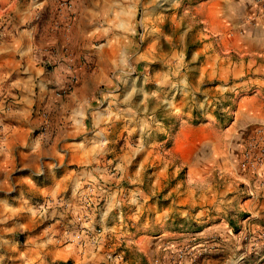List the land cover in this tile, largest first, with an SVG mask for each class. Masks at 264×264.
<instances>
[{"label": "crops", "instance_id": "obj_1", "mask_svg": "<svg viewBox=\"0 0 264 264\" xmlns=\"http://www.w3.org/2000/svg\"><path fill=\"white\" fill-rule=\"evenodd\" d=\"M244 3L252 0H211L203 16L209 40L197 50L203 56L197 79L223 84L236 96L233 116L221 123L194 121L183 105L172 107L168 81L159 91L111 87L115 77L106 65L137 46L138 0H0V63L16 65L10 69L17 72L0 138V192H18L19 206L33 197L51 201L46 253L81 251L62 241L89 185L98 207L83 227L124 234L129 222L121 217L150 215L167 229L211 209L221 223L211 229L239 223L237 235L226 227L229 240L262 233L258 252L241 264H264V161L240 168L234 153L247 122L264 118V16L256 24L235 23L237 10L249 13ZM152 12L145 9L146 19ZM71 64L82 65L72 68L74 82ZM158 101L168 102L165 109ZM1 199L10 205L12 197ZM21 226L29 229L26 220ZM172 236L167 230L129 238L148 259L153 243L168 246ZM224 250L222 258L201 264H234L232 246Z\"/></svg>", "mask_w": 264, "mask_h": 264}, {"label": "rangeland", "instance_id": "obj_2", "mask_svg": "<svg viewBox=\"0 0 264 264\" xmlns=\"http://www.w3.org/2000/svg\"><path fill=\"white\" fill-rule=\"evenodd\" d=\"M210 1L138 0L137 26L133 33L137 46L130 49L122 61L118 60L106 65L107 71L115 77L111 87L159 91L166 88L164 82L168 81L165 93L170 100L169 104L172 107L183 105L181 107L187 118L192 117V120L200 122L217 120L226 123L234 114L233 105L236 96L224 90L223 84L199 80L196 75L197 65L203 58L197 50L205 40H209V35L205 31L206 20L203 16ZM257 6L258 0H252V4L247 3L246 6L244 3V7H249V13L246 14L245 9L237 10L234 13L235 23H259L258 17L263 19L264 15H259ZM147 8L153 11L148 19L145 16ZM145 22L149 26H145ZM43 65L48 69L53 66ZM12 66L16 65L0 63V138L6 132L3 125L8 119L13 101L11 93L17 90V87L11 84L17 75L16 70L11 71ZM22 66L19 65V68L21 69ZM67 66L72 72L70 80L76 81L78 77L72 68L82 65ZM86 66L93 68L97 65L86 64ZM200 88L209 90L204 92L199 90ZM156 104L161 111L168 102L158 101ZM243 135L241 145L239 148L236 146L234 153L240 158L238 160L240 168L248 169L249 167L241 166V160L246 152L257 156V164L264 161V118L248 121ZM208 182H212V179L209 178ZM87 187L88 185L84 187L86 192L81 193L82 212L73 217L74 227L72 228V224L68 227L69 230H65V241H62L64 245L65 242L73 243L72 245L81 251H70L72 253L65 255H50L45 250L49 245L45 244L44 240L52 236L48 224L49 218L45 211L51 201L43 203L44 201L33 197L26 206H19L15 198L18 192L12 191L7 194L12 197L11 203L6 205L1 198L7 195L0 192V264H201L203 260L225 256L226 243L234 250L231 251L234 264H241L246 254L253 256L258 252L254 250L258 249L257 244L262 234L260 231H246L245 234L233 236L232 240H229L226 236L230 233L229 229L235 235L240 233L239 223L236 221L219 229H211L214 223L221 224L216 220L219 216L212 214L211 209H205V213H201L198 220L188 219L179 224L175 220L174 226L167 229L162 228L159 219L150 215L147 218L134 215L127 219L121 217V222H124L123 220L129 222L130 232L124 234L114 235L98 224H88L83 227L82 222L94 221L92 215L96 213L98 207L96 201L90 205L83 203L84 195L88 193ZM203 192L205 190H197L198 194ZM90 193L93 195L92 191ZM24 220L28 223L29 229L27 227L23 230L21 222ZM227 226L229 229L226 228ZM81 227L86 229L87 233L85 230L79 232ZM182 228L183 233H181ZM167 230L173 232L170 239L172 243L168 246L167 241L161 240L162 244L159 241L156 246L153 243L154 253L149 254L148 259L130 241L132 235L150 236ZM178 231L181 234H178ZM91 235H97L96 241L89 239ZM246 248H250L251 251H245ZM255 259L257 258H253V261Z\"/></svg>", "mask_w": 264, "mask_h": 264}, {"label": "built area", "instance_id": "obj_3", "mask_svg": "<svg viewBox=\"0 0 264 264\" xmlns=\"http://www.w3.org/2000/svg\"><path fill=\"white\" fill-rule=\"evenodd\" d=\"M257 9H258V12H259V15L263 16L264 15V0H258V6H257ZM257 156L256 155H253L250 153V152H246L244 155H243V158H242V162H241V166L242 167H250L252 164H257V161H256V158ZM259 160H261L259 158ZM88 189V193L86 195H84V204L86 205H90V204H93V199H92V195L90 193V191L92 190L91 187L88 185L87 187ZM84 216V214H83ZM81 216V217H83ZM85 230V233H87V230L86 229H83V227H81V229L79 230V232L81 231H84ZM78 232V231H76ZM78 233H76L77 235ZM98 235V234H97ZM97 235H91L90 236V240L91 241H96V239L98 238ZM87 236V235H86ZM88 237V236H87Z\"/></svg>", "mask_w": 264, "mask_h": 264}]
</instances>
